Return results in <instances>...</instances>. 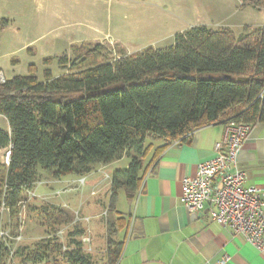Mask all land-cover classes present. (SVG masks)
I'll return each mask as SVG.
<instances>
[{"label":"trees","instance_id":"16d2710c","mask_svg":"<svg viewBox=\"0 0 264 264\" xmlns=\"http://www.w3.org/2000/svg\"><path fill=\"white\" fill-rule=\"evenodd\" d=\"M240 1L245 8L264 9V0ZM9 25L0 19V39ZM58 65L63 72L58 77L47 69L41 81L31 67L29 76L0 85V115L12 129L11 135L0 130V150L12 146L9 166L0 164V229L15 233L19 204L41 173L54 179L85 176L127 157L129 168L112 174L109 202L102 207L108 213L102 219L110 264L119 262L123 242L117 236L129 225L116 208L119 193L134 200L153 142L165 143L158 156L208 126L264 123V27L245 26L237 36L226 28L196 26L177 34L168 49L131 55L120 45H74ZM31 211L57 231L34 242L31 251L19 245L15 258L92 264L83 241L86 225L74 224L70 209L35 200L27 205V220ZM64 228L62 241L55 234ZM9 257L0 238V264Z\"/></svg>","mask_w":264,"mask_h":264},{"label":"crops","instance_id":"0c3cea01","mask_svg":"<svg viewBox=\"0 0 264 264\" xmlns=\"http://www.w3.org/2000/svg\"><path fill=\"white\" fill-rule=\"evenodd\" d=\"M9 1H12V5L21 7L25 0ZM28 1L32 4L35 3L36 8L42 5L40 0ZM56 3H59L62 9L64 5L62 0L49 2V4ZM1 8H3L2 4L0 5V19L10 21L5 17L4 10ZM58 20H60V16ZM173 27V24L168 25L166 33L162 36V40L166 41H161V44L169 45L164 49H168L174 44V40L171 43L168 41L172 35L171 32L176 29ZM191 28L193 27L178 31L173 35L174 38L177 34ZM2 34L3 32L0 39V60L3 56L11 58L10 65L6 66L9 77H6L5 69L0 67L6 80L18 76H29L31 67L36 68L38 78L40 73L43 74L47 70L44 61L49 59H44L42 56L38 58L39 51L36 55H28L22 60L16 59L15 56L18 50L27 53L44 38V35H39L37 39L36 37L29 39L24 36L18 42L13 43L19 47L17 51L1 55L3 51ZM61 39L57 36L51 42L52 45L61 43ZM35 48L37 49V47ZM34 58H38L37 63ZM0 130L9 135L12 134L8 119L2 115H0ZM224 131L225 126L222 124L205 127L197 131L189 142L174 143L158 156H155L157 149L163 147L165 143L164 141L153 142L154 149L145 164L141 189L134 200H129L124 192L126 200L123 203V212L119 211L118 197L117 211L129 224L117 236V240L123 242L118 264H222L225 257L229 258V262L226 264H264V253H260L251 246L243 236L236 235L230 229L213 222L208 213L194 219L193 215L181 203L184 179L195 176L201 163L214 158L215 145L223 139ZM7 152L6 148L0 150V164ZM238 168L244 174L246 187H255L261 190V199L264 203V123L253 126L239 152ZM41 174L46 175V179L42 181L54 179L45 173ZM74 177L69 176L61 180L68 181ZM95 182L96 180H94ZM90 185L92 186V183ZM51 186L55 190L63 188V185ZM91 186L88 189H91ZM41 190L43 192L44 189ZM105 194L106 192L103 196L99 197L100 194L97 198H90L86 202L82 201L84 193L65 195L56 205L67 204L72 210H76L83 204L82 211L86 215L94 214L90 217H100L102 207L109 202V197L107 200L104 198Z\"/></svg>","mask_w":264,"mask_h":264},{"label":"rangeland","instance_id":"374dc122","mask_svg":"<svg viewBox=\"0 0 264 264\" xmlns=\"http://www.w3.org/2000/svg\"><path fill=\"white\" fill-rule=\"evenodd\" d=\"M40 1L42 5L38 8L35 3L32 4L27 0L21 7L12 5V1L9 0L1 1L3 14L10 19L9 27L2 34L1 55L17 51L19 47L13 43L24 36L37 39L39 35H44V38L35 45L37 49L33 47L27 53L18 50L15 56L16 59L22 60L28 55H36L39 51L38 58L42 56L44 59L52 60V65L45 69H51L55 77L63 73L58 65L59 59L69 56L70 48L74 45L86 43H100L111 47L120 45L131 55L148 49L160 51L168 47V44L162 45L161 41H166L162 40V36L166 33L167 26L172 24L176 29H173L172 35L170 34L168 38L170 43L174 40L173 35L178 31L195 26H206L213 30L226 28L237 36L243 34L245 26L254 29L264 27V9L245 8L240 0H62L64 3L62 9L59 3L49 4L51 0ZM59 16L60 20H58ZM57 36L62 38L61 43L52 45L51 42ZM38 58H34L36 63ZM10 60L9 56H3L0 60V67L4 68L5 72ZM6 77H9L8 72ZM39 78L41 81L44 80L42 73L39 74ZM130 163L131 159L125 157L111 164L107 171L113 173L117 170H126ZM39 177L41 181L46 179L44 174H40ZM42 189L45 194H51L55 190L52 186H45ZM80 193H84L82 198L84 202L91 198L88 188L74 194L80 195ZM104 198L108 199L107 192ZM125 200V193L121 191L118 204L121 212ZM57 202L60 203V200L55 201ZM82 214L88 216L83 211ZM89 215L94 216V214ZM90 227L94 243L92 251H89L88 245L85 247L87 255L90 256L92 264H110L104 219L99 216L93 217ZM56 231L57 227H53L48 219L31 211L26 221L22 250L28 248V251H31L34 242ZM53 260L63 263L58 257L56 259L52 257ZM15 264L32 263H26L18 256L15 258Z\"/></svg>","mask_w":264,"mask_h":264},{"label":"built area","instance_id":"2783aa9c","mask_svg":"<svg viewBox=\"0 0 264 264\" xmlns=\"http://www.w3.org/2000/svg\"><path fill=\"white\" fill-rule=\"evenodd\" d=\"M3 72L0 71V85L5 83ZM252 125L230 123L225 126L223 139L215 145L214 158L201 163L195 176L184 179V193L181 203L191 215L203 213L208 214L213 222L230 229L234 234L241 235L245 240L260 253H264V203L261 199V190L255 187L245 186L244 174L238 168L239 152L247 140ZM2 158V164L9 166L12 146ZM94 180L96 182L94 183ZM92 183V186L90 185ZM112 174L107 171V166L100 165L91 174L75 176L68 181L51 179L50 181L36 182L31 189H27V199L22 201L19 219L20 224L11 233V230L0 229V238L6 241L10 248V257L7 264H15V252L19 245L24 243V232L26 226L27 205L35 200L55 204L65 195L83 192L91 186V198H97L102 192H108L112 187ZM63 185V188L45 194L41 191L45 186ZM107 188V189H106ZM83 194V193H80ZM54 200V202H53ZM70 209L74 214V224L86 225V234L83 241L92 251V230L90 228L93 217L82 214V206L72 210L69 205H58ZM3 212L9 213L8 209ZM107 210L103 211L102 218H107ZM68 228L61 229L55 236L64 241ZM67 248L64 246V251ZM229 262L225 257L222 264Z\"/></svg>","mask_w":264,"mask_h":264},{"label":"water","instance_id":"95a60500","mask_svg":"<svg viewBox=\"0 0 264 264\" xmlns=\"http://www.w3.org/2000/svg\"><path fill=\"white\" fill-rule=\"evenodd\" d=\"M207 213H208V210H205L203 213L193 215V218L194 219H198L199 217H201V216H203V215H205Z\"/></svg>","mask_w":264,"mask_h":264}]
</instances>
